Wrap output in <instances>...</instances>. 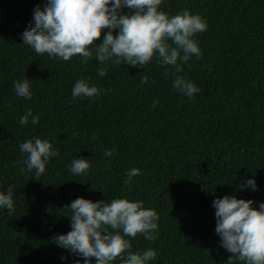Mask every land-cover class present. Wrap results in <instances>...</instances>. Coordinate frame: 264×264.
<instances>
[{
  "label": "trees",
  "instance_id": "16d2710c",
  "mask_svg": "<svg viewBox=\"0 0 264 264\" xmlns=\"http://www.w3.org/2000/svg\"><path fill=\"white\" fill-rule=\"evenodd\" d=\"M46 2L0 0V192L11 186L15 206L12 215L0 209V264H84L53 242L71 230L63 207L80 197L142 200L155 209L156 239L139 234L130 249H154L149 264H228L232 254L216 232L213 201L235 195L253 200L255 208L264 202V0H163L161 10L170 16L188 9L208 25L194 37L200 58L190 57L178 74L198 86L191 99L166 75L172 66L155 57L143 68L111 60L101 65L95 56L82 63L80 55L63 61L37 54L22 33ZM100 67L107 69L103 77ZM142 75L149 78L145 84ZM81 78L100 93L73 99ZM24 79L31 100L16 95L14 83ZM29 109L39 123L29 117L21 125ZM34 137L59 150L39 180L18 163L26 159L20 144ZM110 149L112 156H105ZM81 157L91 167L74 175L69 166ZM131 168L140 175L125 185ZM248 179H255L256 190L239 189ZM231 264L246 262L233 257Z\"/></svg>",
  "mask_w": 264,
  "mask_h": 264
},
{
  "label": "clouds",
  "instance_id": "9594fccd",
  "mask_svg": "<svg viewBox=\"0 0 264 264\" xmlns=\"http://www.w3.org/2000/svg\"><path fill=\"white\" fill-rule=\"evenodd\" d=\"M163 0H47L45 6L34 9L33 23L22 33L23 44L30 46L37 54L58 57L63 61L74 55L83 57L87 63L95 56L101 65L111 60L112 64H128L132 67L149 64L155 57L157 62L172 66L174 71L166 73L174 77L173 87L188 98L199 92L195 82L185 79L182 63L190 57L197 60L201 56L196 34L207 30V22L200 14L185 9L170 16L161 10ZM124 8L130 9L123 13ZM108 29L107 33L104 30ZM118 34H117V31ZM103 36L99 44L95 41ZM94 45V46H93ZM97 74H107L100 67ZM148 76H141V84L148 82ZM16 95L32 98L30 80L14 83ZM101 89L91 83V79L81 78L72 88L73 99L92 98ZM105 94L108 89L103 90ZM159 101H154L155 107ZM31 117L33 124L39 123V116H32L31 109L20 118V124L26 125ZM73 135H76L74 133ZM20 152L26 159L18 163L26 164L21 171L35 172V177L45 173L46 165L52 157L59 154L49 139L34 137L20 144ZM112 149L105 156H112ZM91 167L86 158L74 159L69 171L74 175L86 174ZM140 175L139 168H131L124 181L132 183V178ZM250 186L256 190L255 179H248L239 189ZM95 188V186H94ZM106 193V192H105ZM93 201L83 197L65 205L71 219V230L66 234L53 237V242L82 257L84 264H149L157 253L154 249L133 252L132 239L143 234L147 240H155L159 214L155 209L145 208L142 200L116 198ZM253 200L241 199L235 195H225L213 201L216 208V232L221 236V244L232 258L245 261L246 264H264V202L259 208L253 207ZM0 209L15 212L13 188L7 193L0 192ZM51 211V209H49ZM66 258V257H62ZM80 264V260L75 261Z\"/></svg>",
  "mask_w": 264,
  "mask_h": 264
},
{
  "label": "bare ground",
  "instance_id": "6f19581e",
  "mask_svg": "<svg viewBox=\"0 0 264 264\" xmlns=\"http://www.w3.org/2000/svg\"><path fill=\"white\" fill-rule=\"evenodd\" d=\"M190 69V68H189ZM200 73V72H199ZM197 75V74H196ZM132 81V80H131ZM104 88V87H103ZM133 88V87H132ZM134 94V93H133ZM241 101V100H240ZM240 103V102H239ZM5 105V104H4ZM4 113V112H3ZM80 116H81V114H80ZM119 118V117H118ZM122 120V119H121ZM1 135V134H0ZM21 143V142H20ZM126 151V150H125ZM124 151V152H125ZM154 171V170H153ZM23 185H25V184H23ZM32 195V194H31ZM48 195V194H47ZM58 221V220H57Z\"/></svg>",
  "mask_w": 264,
  "mask_h": 264
}]
</instances>
